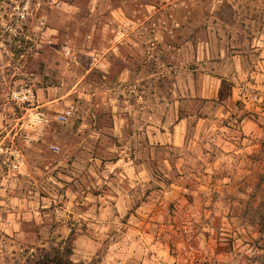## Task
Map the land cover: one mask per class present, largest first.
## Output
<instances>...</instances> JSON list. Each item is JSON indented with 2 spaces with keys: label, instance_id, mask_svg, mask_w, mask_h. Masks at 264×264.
<instances>
[{
  "label": "rangeland",
  "instance_id": "1",
  "mask_svg": "<svg viewBox=\"0 0 264 264\" xmlns=\"http://www.w3.org/2000/svg\"><path fill=\"white\" fill-rule=\"evenodd\" d=\"M80 176L107 226L74 264H264V0H0V264L76 238ZM130 220L161 237L128 257Z\"/></svg>",
  "mask_w": 264,
  "mask_h": 264
},
{
  "label": "crops",
  "instance_id": "2",
  "mask_svg": "<svg viewBox=\"0 0 264 264\" xmlns=\"http://www.w3.org/2000/svg\"><path fill=\"white\" fill-rule=\"evenodd\" d=\"M189 118H193V115H189L188 117L184 116L182 118H180L179 115H177L176 121L172 125L173 132H174V135H172V140H174V142L176 140L177 145H182L185 139V136L187 133V122ZM68 179H70V181L72 180L71 177H68ZM85 181H86L85 177L80 176L79 180L75 181V184L77 186L76 190H74V187L72 184H65L66 185V190H65L66 196L70 198V202L68 203V209L66 211H69L68 213L69 217L71 215L70 213H73L75 216L78 217V221L80 224L79 226L81 227L78 230L79 231L78 234H76V238L74 239V249H73V255H72V261L74 263H82L86 261L87 259H90V260L92 259L94 255L95 244L97 243L98 239H100L102 235L105 236V234L103 233V230L101 229L107 226V223L106 224L103 223V221L97 217L98 216L97 210L102 209V207H100V204L98 203V199H101V195H98L96 192L95 193L88 192L86 195L87 191L83 190L84 189L83 185ZM94 187L97 188L96 186ZM78 196H79V200L77 201ZM116 199L119 202V205L117 204V207L119 209L123 210V209L129 208L130 192H127V193L121 192L119 194V197H116ZM87 200L91 201V204L88 203ZM75 205L76 206L78 205V208H76ZM16 211L17 212L15 215L9 214V217L6 219L7 221H5L2 224L3 229L7 232H11V233L18 232V234H21L20 227L22 225V222L25 221V219L29 221L30 217L32 220L36 221L37 225H40L41 223H43L42 220L40 222V219L42 218H40L41 214L39 212L30 210L24 205H20L16 209ZM92 212L94 213L92 214ZM130 223H132L131 226L124 225L125 229L127 228L126 233L120 232L122 233V235L127 234L128 235L127 239L130 240V243H128L130 244L129 245L130 248L128 249V251H130L128 254V257L130 255H133V252L134 250H136V246L138 245V242L141 241L143 238L147 237V238L155 239L156 235L158 238L161 237V233L152 234L150 233V231H146V230L138 231V229L135 228L136 226H138V223L140 224L147 223V221L145 220L143 221L130 220ZM151 225H153V222L149 221L147 226L149 227ZM63 228L64 230L62 231L63 232L66 231V233H68L67 235H69V233L72 231L70 227H66L67 229H65V225L63 226ZM144 240L146 239H143V241ZM154 244H156L154 245V247L158 248L159 243H157L156 241ZM123 256H127V252L123 253ZM108 257H106L108 258L107 260H109L110 258H113V256H108Z\"/></svg>",
  "mask_w": 264,
  "mask_h": 264
},
{
  "label": "trees",
  "instance_id": "3",
  "mask_svg": "<svg viewBox=\"0 0 264 264\" xmlns=\"http://www.w3.org/2000/svg\"><path fill=\"white\" fill-rule=\"evenodd\" d=\"M259 232H264V215H261L259 221ZM73 234H70L66 241V247L63 251L60 248L52 247L50 249L42 248L38 249L39 254L37 257H33L29 260L28 264H74L71 260L73 255Z\"/></svg>",
  "mask_w": 264,
  "mask_h": 264
},
{
  "label": "built area",
  "instance_id": "4",
  "mask_svg": "<svg viewBox=\"0 0 264 264\" xmlns=\"http://www.w3.org/2000/svg\"><path fill=\"white\" fill-rule=\"evenodd\" d=\"M14 97H15V99H21V96H19V94L18 93H15L14 94ZM42 123V122H41ZM17 168V166H14V169H16Z\"/></svg>",
  "mask_w": 264,
  "mask_h": 264
}]
</instances>
